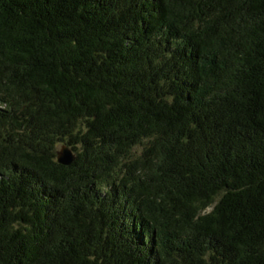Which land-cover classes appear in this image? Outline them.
Returning a JSON list of instances; mask_svg holds the SVG:
<instances>
[{"label":"trees","instance_id":"obj_1","mask_svg":"<svg viewBox=\"0 0 264 264\" xmlns=\"http://www.w3.org/2000/svg\"><path fill=\"white\" fill-rule=\"evenodd\" d=\"M0 264H264V0H0Z\"/></svg>","mask_w":264,"mask_h":264},{"label":"water","instance_id":"obj_2","mask_svg":"<svg viewBox=\"0 0 264 264\" xmlns=\"http://www.w3.org/2000/svg\"><path fill=\"white\" fill-rule=\"evenodd\" d=\"M76 159L75 153L68 146H63L58 151V163L63 166L71 165Z\"/></svg>","mask_w":264,"mask_h":264}]
</instances>
